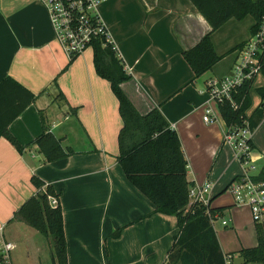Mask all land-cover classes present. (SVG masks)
Here are the masks:
<instances>
[{"label": "crops", "instance_id": "1", "mask_svg": "<svg viewBox=\"0 0 264 264\" xmlns=\"http://www.w3.org/2000/svg\"><path fill=\"white\" fill-rule=\"evenodd\" d=\"M108 1L103 11L98 10L130 74L122 89L141 113L160 108L178 133L187 178L214 182L211 206L220 208L223 216L235 206L226 188L240 166L223 141V118L213 123L202 119L208 100L203 89L207 78L230 69L235 50L225 70H219L218 64L226 53L218 52L222 57L191 81L193 71L182 51L211 26L190 0H185L184 9L170 6L166 11L144 1L142 17L122 16L118 0ZM67 60L40 0H0V79L10 76L35 95L8 124L17 141L25 144L22 150L0 136V233L14 245L10 264H34L47 255L50 264L49 248L45 255L43 244L27 230L29 225L8 221L36 191L29 179L32 174L57 193L66 264H163L178 230L176 216L155 211L154 203L128 180L117 162L122 125L118 101L109 81L95 71L91 48L68 64ZM209 71L212 74H206ZM258 101L259 97L256 101L251 97V111ZM39 111L43 126L70 153L46 161L31 142L41 131ZM250 139L257 173L264 176V116ZM228 252L235 261L233 251ZM236 263L245 264L240 256Z\"/></svg>", "mask_w": 264, "mask_h": 264}, {"label": "trees", "instance_id": "2", "mask_svg": "<svg viewBox=\"0 0 264 264\" xmlns=\"http://www.w3.org/2000/svg\"><path fill=\"white\" fill-rule=\"evenodd\" d=\"M190 1L211 26L195 44L182 51L193 71L192 81L209 70L223 55L214 47L212 31L230 17L242 18L247 14L253 18L250 26L252 31L264 11V0ZM240 43L241 41L228 52ZM91 51L95 71L109 81L118 101L122 125L117 134V162L128 180L154 203L155 211L176 216L178 230L163 264H224V255L227 252L221 249L216 231L205 213L204 204L192 202L188 205V191L193 181L187 178V160L177 131L158 106H153L145 113L136 108L121 87V83L130 74L104 36L92 38ZM73 57H68L67 64ZM248 88V84L241 88L240 92L245 97L239 109L232 108L228 102L219 103L227 124L240 123L247 117L254 128L264 116V87H257L260 101L246 115L245 111L251 104ZM34 96V93L12 77L4 76L0 79V136L6 138L19 152L25 144L17 141L9 131L8 124ZM39 116L42 122L41 131L31 142L36 145L44 159L52 161L70 153L71 150L64 149L59 138L43 126L41 111ZM249 141L251 143V139ZM257 178L264 179V176L257 173ZM29 179L36 191L22 201L8 221H22L39 231L49 239L50 264H66L61 209L58 201L51 206L47 199V195L56 196L57 193L51 185L44 184L34 174ZM43 184L44 187L40 189ZM210 210L219 212L220 208L211 206ZM255 237L254 245L238 249L242 263L264 264V234L259 225H255Z\"/></svg>", "mask_w": 264, "mask_h": 264}, {"label": "built area", "instance_id": "3", "mask_svg": "<svg viewBox=\"0 0 264 264\" xmlns=\"http://www.w3.org/2000/svg\"><path fill=\"white\" fill-rule=\"evenodd\" d=\"M40 1L46 10L54 37L68 57L77 55L85 48H91L92 38L99 35L104 36L112 44V48L117 50L98 10L99 4L106 0ZM234 50L235 57L230 69L223 75L211 76L205 81L203 90L207 93L208 100L203 106L202 119L206 123L216 122L219 117L223 118L219 103L228 102L232 108L239 109L245 97L240 92L241 88L248 84L250 91L257 77L264 79V11L257 26ZM250 112L251 104L245 113L248 115ZM252 131L247 117L240 123L225 122L223 141L231 147L240 166V173L226 189L231 193L235 205L248 206L252 222L259 225L264 234V179L257 178V166L251 156L252 145L249 139ZM213 184L210 179L193 182L188 191V205L192 202L204 204L211 224L220 218L221 224L227 225L228 220L222 218L219 212L210 210ZM47 199L51 206L56 205L57 198L54 195H47ZM13 246V243L2 238L0 233V264H10L9 253ZM224 264L237 263L231 253H226Z\"/></svg>", "mask_w": 264, "mask_h": 264}, {"label": "rangeland", "instance_id": "4", "mask_svg": "<svg viewBox=\"0 0 264 264\" xmlns=\"http://www.w3.org/2000/svg\"><path fill=\"white\" fill-rule=\"evenodd\" d=\"M111 1L112 0L108 2ZM144 1L151 2L156 10L166 11L167 8H169L170 6L178 9L185 8H182L183 4L185 3V0H118V3L120 4L121 8V15L124 16L129 13H136L137 15L140 14V16L142 17L143 15H145L143 13ZM104 3L105 1L99 4V8L101 9V11H103L102 7ZM155 9L153 10V12L155 11ZM252 23L253 18L248 14L243 16L242 18L230 17L225 22H223L218 28L212 31L211 38L216 51L226 53V56L224 55L225 57L218 64L219 70H225L226 67H228V65L230 64V62H232L233 54H231V51L228 52V50L235 46L239 41H242V39L248 36ZM206 74H212V71H209ZM260 85H264V79H262L261 77H257L254 83L252 84L250 90L251 97L254 101H256L259 97V94L256 89ZM233 207L234 208L231 210H226L222 216V218L228 220V225L224 226L223 224H221L220 218L215 220L212 225L216 231L220 245L222 244V247L225 252L233 251L235 255V261L238 262V249L241 246L254 245L256 243V237L254 226L252 225L253 223L251 221L247 206L235 205ZM24 226L28 225L24 224ZM26 228L30 233L33 234L32 238L36 239L37 243L40 246L43 244L45 254L47 248H50L49 239L31 226H28ZM28 264H30V262ZM34 264H49L48 255L46 257L44 256V259L41 258L40 262L36 260ZM245 264L255 263L248 262Z\"/></svg>", "mask_w": 264, "mask_h": 264}]
</instances>
